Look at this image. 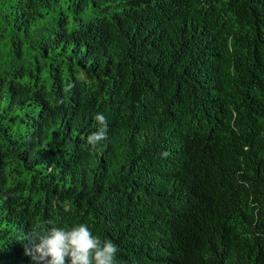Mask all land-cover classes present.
<instances>
[{"label":"trees","instance_id":"1","mask_svg":"<svg viewBox=\"0 0 264 264\" xmlns=\"http://www.w3.org/2000/svg\"><path fill=\"white\" fill-rule=\"evenodd\" d=\"M47 220L116 264H264V0H0V264Z\"/></svg>","mask_w":264,"mask_h":264},{"label":"clouds","instance_id":"2","mask_svg":"<svg viewBox=\"0 0 264 264\" xmlns=\"http://www.w3.org/2000/svg\"><path fill=\"white\" fill-rule=\"evenodd\" d=\"M93 119L96 131L87 136V143L95 146L107 136V124L101 113ZM33 248L29 254L37 264H116L118 246L101 238L86 222L58 225L47 220L32 225Z\"/></svg>","mask_w":264,"mask_h":264}]
</instances>
